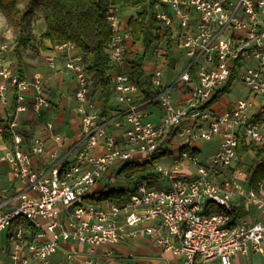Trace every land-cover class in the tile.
Segmentation results:
<instances>
[{
	"label": "built area",
	"instance_id": "1",
	"mask_svg": "<svg viewBox=\"0 0 264 264\" xmlns=\"http://www.w3.org/2000/svg\"><path fill=\"white\" fill-rule=\"evenodd\" d=\"M148 2L160 28L159 39H170L184 51L183 70L167 81L168 63L153 62L147 71L155 96L144 102L127 72L130 51L139 44L127 28L129 16L110 5L107 51L118 108L106 118L99 117L89 96L91 76L82 54L69 42L56 45L58 52L65 53L64 69L75 80L81 131L63 158L51 154L54 161L48 168L36 165L45 152L44 140L36 137L26 144L18 119L20 113L39 114L51 108L43 74L36 71L21 78L9 60V45L0 44L4 107L0 166L7 167L12 182L10 190L0 185V235L7 232L12 243L6 264H50L62 242L85 245L90 253L105 246L107 258L114 259L113 246L141 237L171 254L168 264H235V259L251 254L264 256V176L255 188L243 185L235 175L230 182H218L214 176L233 167L242 142L264 155V0ZM158 51L154 48L153 54ZM46 63L54 70L55 56H47ZM235 81L248 90V96L216 107L218 100L212 102L216 94ZM7 114L12 116L9 145L3 141L2 119ZM154 114L157 120L151 118ZM46 127L52 130L50 122ZM172 133L170 153L153 161ZM214 139L218 143L213 154L201 160L198 148ZM54 140L65 139L55 135ZM70 153L73 159L65 160ZM128 162L152 164L160 185L141 180L121 202L88 201L105 176ZM163 183L168 188H159ZM234 196L252 207L255 216L233 222L229 212ZM214 205L223 212L206 213ZM84 263L99 264L91 258Z\"/></svg>",
	"mask_w": 264,
	"mask_h": 264
},
{
	"label": "trees",
	"instance_id": "2",
	"mask_svg": "<svg viewBox=\"0 0 264 264\" xmlns=\"http://www.w3.org/2000/svg\"><path fill=\"white\" fill-rule=\"evenodd\" d=\"M110 5H116L122 11L141 7L140 11L130 15L127 20L132 41L142 47V54L128 61L127 72L137 84L143 101L150 102L155 92L150 83V73L145 66V56L151 45L159 40L160 28L155 19L153 5L148 0H0V12L17 31L12 50L19 76L24 78L22 50L30 41L29 37L25 36V32L34 12L39 10L42 12L45 24V31L40 37L47 39L52 47L69 42L82 54L86 70L92 75V86L99 89V117L101 119L108 117L113 112V107L110 105L112 66L107 51L111 30L106 19ZM172 44L169 39L167 47L170 48ZM231 85L230 83L220 90L212 102H216L225 93L230 92ZM152 103L157 104L155 101ZM13 109L12 107L11 112ZM11 119L12 116L8 114L6 119H2L3 141L7 145L11 143L9 129ZM173 137L172 133L163 142L155 153L153 161L160 160L170 153ZM244 147L246 150L255 151L257 164L254 160L256 165L247 183L249 188H255L257 180L264 176V155L260 149L251 144ZM141 180H146L150 185L155 186L160 185L161 177L154 172L152 164L125 163L108 176L101 190L87 199L94 202L104 199L121 202L135 192L136 184ZM211 211L223 212V209L215 205L208 206L206 213ZM229 213L232 221L237 222L248 214V209L240 205H232ZM12 229L10 227L9 230Z\"/></svg>",
	"mask_w": 264,
	"mask_h": 264
},
{
	"label": "crops",
	"instance_id": "3",
	"mask_svg": "<svg viewBox=\"0 0 264 264\" xmlns=\"http://www.w3.org/2000/svg\"><path fill=\"white\" fill-rule=\"evenodd\" d=\"M37 23L40 24V31L32 30L33 35L31 39L39 40L40 48H38V51L33 50L32 52L27 48L22 50L23 74L26 78L36 71L43 74L44 94L50 101L51 108L39 114L33 113L32 111L20 113L18 119L20 132L26 144H30L36 137L44 140L45 152L37 158L36 165L39 168H48L54 161L50 157L51 154L54 153L57 158H63L69 143L79 137L81 123L80 116L77 113V101L73 95L75 80L73 75L64 69L65 53L58 52L55 46L52 47L47 39L40 37L45 31L43 18L39 19ZM49 55H54L56 58V68L54 70H51L47 66L46 57ZM171 72L172 75L169 74L170 69H166L167 81H172L177 77L174 71ZM90 76L92 75L90 74ZM92 84L93 80L90 77L89 96L95 105V109L99 111V89L97 88L98 91L93 92ZM31 92L32 90L30 89L28 94L31 95ZM178 93L177 90H174V97H177ZM112 99H114L113 94ZM229 103L232 102H227L222 96L215 106L224 108ZM110 105L113 107L112 113H114L118 108L115 99L113 102L112 100L110 101ZM3 112L4 107L0 105V118L3 117ZM155 113L158 114V112ZM151 118L157 120L155 114ZM48 122L52 124V130L47 129L46 123ZM55 135H60L65 140L62 143L56 142L54 140ZM203 145L198 148L199 153H201V147ZM72 159L73 153L65 157V160L68 161ZM102 182L103 180L98 183L95 189L96 191L103 188L105 183L102 184ZM0 185H2V188L11 189L12 182L10 181L8 169L5 166H0ZM232 205L245 207L240 199L239 201L234 199ZM248 216H250L249 218L255 216L253 208L248 210V214L245 217ZM29 238V236H26V239L30 240ZM11 244L8 233L4 232V238L0 237V255L3 253V250L7 253ZM112 249L116 256L114 259H108L106 256L107 247L105 246H98L90 253L88 247L85 245H78L73 242H62L60 243L57 254L51 259L50 264H85L84 261L90 258L98 261L99 264H168V261L172 260L171 254L160 252L148 237L131 240L125 244L113 246ZM6 253H3L4 256L0 259L1 264L7 263ZM70 253L72 256L68 257ZM238 260L239 258L235 259V264H239Z\"/></svg>",
	"mask_w": 264,
	"mask_h": 264
},
{
	"label": "rangeland",
	"instance_id": "4",
	"mask_svg": "<svg viewBox=\"0 0 264 264\" xmlns=\"http://www.w3.org/2000/svg\"><path fill=\"white\" fill-rule=\"evenodd\" d=\"M141 10V7L138 8H132V9H126L124 10V14L127 16L135 15L138 11ZM126 16V17H127ZM42 12L39 10H36L31 17L30 23L28 25V28L25 32V36L29 37V44L27 45L28 50L31 52L33 50L38 51V48H40L39 40H33L31 39L33 32L32 30L40 31V24L37 23L39 19H42ZM45 28V24H43ZM17 36L16 29L7 21V19L3 16V14L0 12V44L7 43L9 45V60L13 62L14 65H16V59L14 58L13 54V46H14V40ZM168 46V41L164 38L159 39L156 42H154L150 49L148 50L146 56H145V66L149 70L150 66L153 62H155L157 65H164L168 63V69H170V75H172L171 71H174V73L178 76L181 71L184 68L186 56L184 51L181 48H178L176 43L174 42L170 48ZM154 48H158L159 51L157 54H153ZM130 59L132 60L135 57H138L142 54V47L140 45H135V47H132V50L130 51ZM165 53L166 55H163ZM97 88L93 86V92H97ZM248 96V90L240 84V82L235 81L230 89V92L225 93L223 95L224 99L227 102H234L238 99H243ZM112 102L114 99H111ZM177 144V142L175 141ZM217 139H214L213 141L209 143H204V145L201 147V153L198 154L201 160H204L208 155L213 154L215 147L217 146ZM245 145L243 142L241 143L240 149L238 150V160L233 164V167L229 169H221L216 171L214 174L215 179L218 182H225L228 180L230 182L231 178L235 175L237 178L242 182L243 185H247L248 183V177L250 176L252 170L254 169L255 165L257 164V160L255 158V151L254 150H246ZM256 164H255V162ZM239 164V165H238ZM238 165V166H236ZM119 167H116L115 170H117ZM108 176H105L103 178L102 184L106 182V179ZM2 186V185H1ZM103 186V185H102ZM5 187V186H4ZM166 189L167 184L163 183L161 187ZM239 201V197L234 196L233 200ZM248 210L252 209L250 206H245ZM1 238H4V233H1ZM3 253L5 254L6 251L3 250ZM0 255V259L3 258L4 254ZM239 264H264V256L259 254H251L248 258H241L238 260Z\"/></svg>",
	"mask_w": 264,
	"mask_h": 264
}]
</instances>
